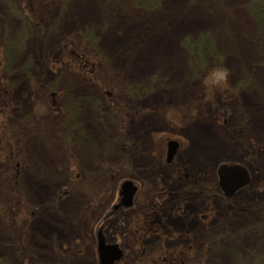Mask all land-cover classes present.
Wrapping results in <instances>:
<instances>
[{
	"label": "rangeland",
	"instance_id": "rangeland-1",
	"mask_svg": "<svg viewBox=\"0 0 264 264\" xmlns=\"http://www.w3.org/2000/svg\"><path fill=\"white\" fill-rule=\"evenodd\" d=\"M9 1L0 0V46L18 33L23 44L12 69L0 72V108L7 106L2 128L18 144L21 195L0 158V264H99L97 220L126 180L139 185L134 205L102 230L124 248L121 264L138 263L133 233L153 186L168 195L162 215L175 232L163 245L190 246L187 264H204L207 236L220 247L205 264L263 253L256 248L264 226V27L246 9L251 0H178L174 8L161 0L148 9L135 0H12L38 26L28 39L32 24L15 19ZM81 36L96 40L99 83L52 66L61 60L57 41ZM203 39L207 55L194 50ZM217 66L230 70L229 87L209 93L203 81ZM112 86L121 94L109 101L102 87ZM51 88L62 92L64 114L39 115L38 93ZM40 123L47 132H34ZM170 140L180 148L167 163ZM221 164L244 167L251 184L233 205L215 198L204 231L203 185L214 183Z\"/></svg>",
	"mask_w": 264,
	"mask_h": 264
},
{
	"label": "trees",
	"instance_id": "trees-1",
	"mask_svg": "<svg viewBox=\"0 0 264 264\" xmlns=\"http://www.w3.org/2000/svg\"><path fill=\"white\" fill-rule=\"evenodd\" d=\"M161 0H135V3L139 6L148 9L150 8V5L154 3L156 5ZM12 4L13 8V14L14 18L19 20V22H30L32 25L31 27H27L25 24V31L23 32V37L26 35L27 39L32 35V37H36L35 32L36 29H38V26L34 24L35 22H32V20H29L25 15L23 16L19 12H16L14 9L15 5L12 3V0L9 1ZM142 5H141V4ZM153 5V6H154ZM246 9L249 11V14L251 15L252 19L259 23L260 26L264 27V0H251L247 3ZM24 18L27 19L24 20ZM34 24V25H33ZM33 31V32H32ZM90 33V32H89ZM42 35V34H40ZM22 33H18L15 35V38L17 39H11L10 41H5L2 46H0V72L11 70L13 67V63L16 60V58L19 56V54L22 51V44L20 43L23 41L21 38ZM39 36V34L37 35ZM31 37V38H32ZM31 38L28 40L26 47H28V44L32 45L34 40H31ZM26 39V38H25ZM95 41L93 43L90 42V40L85 36H81L78 40L74 37H67L61 40L57 41L58 50L60 51L61 60L59 64L56 62L52 63V66H54L57 69H61L64 67V69L76 76L81 77L82 79L88 80V81H95L96 83H99L96 79L97 74V65L99 64V60L95 57V54L92 52L95 45ZM207 40L203 41H194L193 43L197 45V48L194 49L197 52H201L203 54H208L207 46H206ZM32 62V60H31ZM55 71V70H54ZM104 90V94L107 95L109 98V101L111 98L116 95L121 94V90L117 86H112L111 89H105V87H102ZM55 88H51L50 90H40L41 92L38 93V100L40 101V104L38 106L37 112L39 115L43 114H49L51 115V111H56V114H53V117L57 115V112L60 114H64V107L61 105L62 99L60 97L61 93H58V90H54ZM114 96V98H116ZM64 97V95H63ZM114 98L112 99L111 106L112 109H118L121 105L119 102H115ZM44 99V100H43ZM7 106H4L0 108V132L4 134V143L2 142L0 144V158H4L5 162L7 163L6 166L9 168L8 172L6 174V178L9 181H12L13 185L12 187L15 189L16 193L18 195H21L20 191L17 189V175L16 171L20 167V161L16 157V150L18 144L14 141V134L11 129L2 128L5 124H8V118L9 111L7 112L6 109ZM12 118V117H11ZM14 119V117L12 118ZM17 120V119H14ZM12 128V127H11ZM39 129H35V131L40 130V134L42 133L41 130L47 132L49 129L48 126L44 123H40L38 125ZM7 129V130H6ZM48 138L51 139L55 138L54 135L48 136ZM72 168H75V166L72 164ZM163 189L161 188H154L149 187L142 198L141 204H146L145 210L149 213L144 215L143 217L137 218L136 227L134 228L135 233V240L138 247V242L142 243L143 240L146 238L156 237L158 236V239L156 240L155 245H151L149 247L140 248L141 253L137 254L138 263L137 264H187V257L190 254L189 249H175V250H168L164 247L163 242L165 241V237L163 233H161L159 230V225L152 223L151 221H154L155 219H162V208L164 204V200L168 197L167 194H165ZM94 202L91 204H95L97 200H93ZM105 215V214H104ZM103 214H101L98 217L97 222L101 221V223H104L106 220L104 219ZM152 216V217H151ZM155 216V217H153ZM157 216V217H156ZM102 219V220H101ZM165 219V218H164ZM95 221V220H94ZM138 250V248H137Z\"/></svg>",
	"mask_w": 264,
	"mask_h": 264
},
{
	"label": "water",
	"instance_id": "water-1",
	"mask_svg": "<svg viewBox=\"0 0 264 264\" xmlns=\"http://www.w3.org/2000/svg\"><path fill=\"white\" fill-rule=\"evenodd\" d=\"M178 150L177 141L167 143L166 162L170 163ZM220 185L227 196H232L237 190L249 183L248 171L239 165H221L218 169ZM137 185L126 180L120 184L118 198L107 214V219L112 218L121 209L130 208L133 205L134 197L137 193ZM103 227L97 230V255L99 264H120L123 258V251L119 244H107L102 233Z\"/></svg>",
	"mask_w": 264,
	"mask_h": 264
},
{
	"label": "flooded vegetation",
	"instance_id": "flooded-vegetation-1",
	"mask_svg": "<svg viewBox=\"0 0 264 264\" xmlns=\"http://www.w3.org/2000/svg\"><path fill=\"white\" fill-rule=\"evenodd\" d=\"M170 141H172V140H170ZM174 141H177V140H174ZM177 142H178V150H179V148H180V142L179 141H177ZM221 165H224V164H221ZM226 165H229V164H226ZM219 167H218V169H219ZM218 169H217V175H216V178L214 180V183L212 185H210V186L209 185H206V184L203 185V203L206 204L205 210L203 212V229H204V231L207 230L208 225L210 224V222L212 221V219L216 216V211H215L214 205H213L214 199L215 198H218L220 196V194H221L224 197V198H222V201L225 202L226 205H233L232 204V201H233V198L235 197V195L238 192H240L241 190H244L246 188H249V186L251 184V180H249V183L246 186H244L243 188L237 190L232 196H227L224 193V191H223V189H222V187L220 185V179H219ZM182 174L183 173H181V175ZM136 185H137V187L139 189V185L138 184H136ZM137 192H138V190H137ZM135 197H136V195H135ZM135 197H134V200H133V205H134ZM167 200H168L167 198L164 200V203L165 204H166ZM133 205L130 208H127L126 210L131 209L133 207ZM140 205H141L140 207L142 209L143 208H146V206H147L146 204H140ZM121 210H125V209H121ZM108 213H106L104 215L105 216L104 219L106 221L104 223H101V225L99 226V227H101V226L103 227L102 230H104V225H106V222H108L109 220H111L113 218L112 217V218L107 219V214ZM148 213H149L148 211H146L145 209H143L141 211V213H140V217H143L144 215H146ZM153 217H155V216H153ZM151 222L159 225V230H161L160 232L163 233L164 237L166 238L165 241H167V242L170 241V240H173L174 241V237H175L174 233L175 232L173 230H171L170 227L168 226V224L165 222L164 216H163V218L161 220L160 219H157V220L155 219L154 221H151ZM99 227L97 228V230L99 229ZM257 229H258V231H260L259 232V237H258V240H259L258 241L259 242L258 246L260 245L261 247H258L256 249H258V250H261L262 249L263 253H259V254H256L255 253L256 255L255 254H252V257L250 258L249 262L244 261L241 258L239 259L238 256H237V259H235L236 264H264V226H263V228H257ZM97 230H96V239H97ZM207 235L208 234L206 233L205 236H207ZM217 236L218 235H216V237ZM212 238H213L212 236H210V237L207 236V238L205 239V246H204V249L205 250H204V253H203V262H204V264L206 263L208 257L212 254V251L215 250V246L217 247L216 249H218L220 247V243H219V246H217L218 241H216L213 238V240L215 241L214 242V241L211 240ZM149 239L150 238H146L145 240H143L142 243L138 242V246L140 248H145V247H149L151 245H155L156 240L158 239V236L155 237V241L154 242L150 241ZM107 244H109V243H107ZM113 244H117V243H113ZM188 247H190V246H188ZM188 247L186 248L184 246L182 248L189 249ZM182 248L179 247L178 249H182ZM120 249L123 251V254H124L123 255V258H122V261H123L124 260V257H125V250H124V248L122 246H120ZM209 252H211V253L209 254ZM122 261H121V263H122Z\"/></svg>",
	"mask_w": 264,
	"mask_h": 264
},
{
	"label": "clouds",
	"instance_id": "clouds-1",
	"mask_svg": "<svg viewBox=\"0 0 264 264\" xmlns=\"http://www.w3.org/2000/svg\"><path fill=\"white\" fill-rule=\"evenodd\" d=\"M230 70L227 67L217 66L209 69L203 83L211 93L213 90H224L229 87Z\"/></svg>",
	"mask_w": 264,
	"mask_h": 264
},
{
	"label": "bare ground",
	"instance_id": "bare-ground-1",
	"mask_svg": "<svg viewBox=\"0 0 264 264\" xmlns=\"http://www.w3.org/2000/svg\"><path fill=\"white\" fill-rule=\"evenodd\" d=\"M177 4H178V0H176V1H171V3H170V8H174V7H177ZM90 5H86V6H83V8H85V9H89L90 7H89Z\"/></svg>",
	"mask_w": 264,
	"mask_h": 264
}]
</instances>
